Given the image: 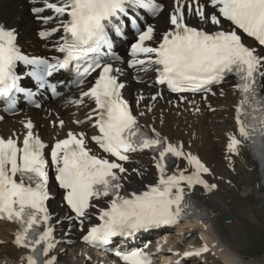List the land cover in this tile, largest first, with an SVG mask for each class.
<instances>
[{
  "label": "snow or ice",
  "instance_id": "snow-or-ice-1",
  "mask_svg": "<svg viewBox=\"0 0 264 264\" xmlns=\"http://www.w3.org/2000/svg\"><path fill=\"white\" fill-rule=\"evenodd\" d=\"M164 8L159 0H43V7H34L32 12L50 10L51 15L37 18L45 24L57 22L50 31L40 33L42 38L62 32L57 50L64 55L55 62L23 55L15 30L0 24V100L9 110L16 94L32 96L29 85L21 86L18 62L32 66L29 75L37 82L35 86L45 91L50 88L53 94H58L57 86L49 84L48 77L61 70L68 78L75 73L78 85L89 84L87 90L81 88L74 102L94 101L87 118L99 134L90 140L107 156L92 151L86 133L73 131L51 145L48 154L55 181L64 190L63 201L81 226L92 216L89 209L99 210L100 222L87 228L82 237L94 247L108 245L113 237L175 224L193 209L190 192L195 186L207 191L217 188L204 179L210 169L198 156L185 152L183 143H173L154 127L140 125L138 116L145 113L134 115L122 96L125 84L120 77L125 68L158 74L155 84L166 85L168 91L178 94V100L193 107L195 102L188 101L185 93H203L206 101L208 93L215 95L213 85L235 78L240 99L235 107L236 130L228 136L227 151L239 155L246 146L264 169V0H173L170 27L162 34H157L154 25L140 23L141 11L157 17ZM129 36L133 37L131 59L123 67H115L114 62L119 61L115 46ZM245 37L250 38L247 43ZM220 94L224 95L223 89ZM158 98H163L162 92L150 97L153 101ZM143 99L140 96L137 104ZM59 124L64 127L63 120ZM23 128L22 141L15 133L0 137V219L18 225L14 242L28 250L22 258L25 264H57L45 204L49 199V145L34 132L31 120ZM145 150L154 153L158 181L144 191L125 193L128 169L121 162ZM177 161H185L186 166L180 168ZM172 166L177 170L168 174ZM208 251L204 245L184 256ZM114 254L125 264H151L143 250H117Z\"/></svg>",
  "mask_w": 264,
  "mask_h": 264
},
{
  "label": "bare ground",
  "instance_id": "bare-ground-1",
  "mask_svg": "<svg viewBox=\"0 0 264 264\" xmlns=\"http://www.w3.org/2000/svg\"><path fill=\"white\" fill-rule=\"evenodd\" d=\"M161 2L165 4V8L164 12L154 19L156 30L170 27L168 14L173 0ZM28 7L24 0H0V23L19 32L17 40L21 45L31 47L38 44L33 31L37 23L29 14ZM189 22L193 25L196 23L195 20ZM120 80L125 84L124 95L132 102L136 115L140 112L145 113L144 116H138L140 121L146 125H153L162 136L170 141H180L185 149L198 154L210 169L211 174L206 175L208 182L217 185L210 193H204L199 188L191 190L190 196L195 199L201 213L204 214L201 217L193 216L180 228V234L164 232L159 238L161 252L157 254L154 264H177L176 261L181 258L182 252L201 248L202 242L208 246L209 251L199 257L183 259V264H244V259L233 241L243 230L237 228L236 224L243 218H246L248 223L259 222V217L263 219L264 185H259L257 164L251 159L245 147L241 148L239 155L231 156L227 151V137L235 131L231 108L235 97L232 90L222 86L224 95L208 97L206 100L208 105L194 96H188V101L195 102L193 107V104L187 101L181 104L173 101L166 93H163L162 99L151 100L150 97L156 90L147 84L129 81L127 70ZM140 96L144 99L137 104ZM149 107L152 108L151 111H148ZM210 107L216 109L209 111ZM196 108L200 110L196 111ZM83 116V109L58 100L44 104L39 110L29 109L18 116L7 118L0 124V135L11 136L14 132H22L23 121L29 119L46 139H51L54 135L60 137L64 128L76 129L72 120H80ZM60 120L64 121L62 128L56 123ZM87 126L88 124L81 128L86 130ZM150 164L151 160L142 155L125 166L128 169L125 174L128 179L123 181L125 193L138 192L153 179V168ZM178 164L181 167L186 166L185 161H178ZM133 169L137 171L134 172ZM137 172L142 175H138ZM248 181H255L256 184L250 186L247 184ZM249 188L256 192L259 205L252 206L247 203L246 192ZM50 207L57 235L61 239L53 251L57 256V264H98L95 257L88 258L82 252L78 242L81 233L76 230L74 221L63 219L65 209L60 205V197H55ZM222 213L228 215V221L231 223L227 224L230 236L226 241L221 238L217 227V215ZM13 231L12 225L0 222V264L23 262L20 259L21 251L12 244ZM65 240H69L70 243L65 244Z\"/></svg>",
  "mask_w": 264,
  "mask_h": 264
},
{
  "label": "rangeland",
  "instance_id": "rangeland-1",
  "mask_svg": "<svg viewBox=\"0 0 264 264\" xmlns=\"http://www.w3.org/2000/svg\"><path fill=\"white\" fill-rule=\"evenodd\" d=\"M247 184L251 186L255 185L256 182L248 181ZM246 194L248 195L246 197L247 203L252 206L259 205V201L257 198L258 196L256 192L249 188ZM217 217V227L220 236L223 241H226L227 239H229L230 236L228 234L230 232V229L227 227V224H231L230 220L225 222L220 218V215H217ZM258 221L259 222L248 223L247 219L243 218L241 222L236 224L237 228H242L243 230L241 231L242 234L236 240L233 241L235 243L236 249L240 252L244 259V264H249V262H255L256 264H264V217L263 219L259 217Z\"/></svg>",
  "mask_w": 264,
  "mask_h": 264
},
{
  "label": "water",
  "instance_id": "water-1",
  "mask_svg": "<svg viewBox=\"0 0 264 264\" xmlns=\"http://www.w3.org/2000/svg\"><path fill=\"white\" fill-rule=\"evenodd\" d=\"M222 217H223V219H225V220L228 218L227 215H225V214H223Z\"/></svg>",
  "mask_w": 264,
  "mask_h": 264
}]
</instances>
